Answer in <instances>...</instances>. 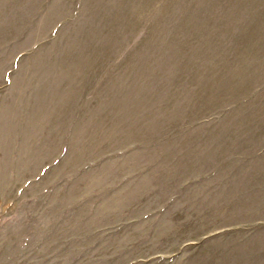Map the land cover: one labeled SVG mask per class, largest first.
I'll return each mask as SVG.
<instances>
[{
	"label": "rangeland",
	"instance_id": "obj_1",
	"mask_svg": "<svg viewBox=\"0 0 264 264\" xmlns=\"http://www.w3.org/2000/svg\"><path fill=\"white\" fill-rule=\"evenodd\" d=\"M0 264H264V0H0Z\"/></svg>",
	"mask_w": 264,
	"mask_h": 264
}]
</instances>
